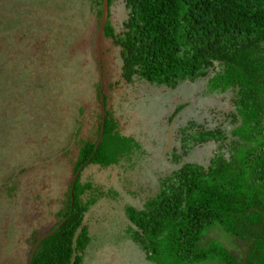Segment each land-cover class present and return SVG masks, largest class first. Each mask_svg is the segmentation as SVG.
I'll return each mask as SVG.
<instances>
[{"label": "trees", "instance_id": "16d2710c", "mask_svg": "<svg viewBox=\"0 0 264 264\" xmlns=\"http://www.w3.org/2000/svg\"><path fill=\"white\" fill-rule=\"evenodd\" d=\"M110 1L99 40L104 37L118 48L119 75L125 82L144 79L174 87L210 73L214 89L234 92L229 126L173 123L171 146L179 151L171 161H181L190 148L207 141L216 147L206 163L183 161L157 178V191L141 206L126 207L127 234L154 264H264V0H123L126 16L117 28L106 19ZM87 2L94 41L103 0ZM17 26L22 35L32 36L30 25ZM34 40L33 47L17 46L22 59L12 54L0 60V125L5 111L12 121L6 136L0 130V161L16 137L24 145L31 139L32 146L24 151L32 147L33 157L40 160L54 161L70 146L76 150L72 176L53 211L56 221L27 237V264H82L89 239L84 216L105 193L81 172L91 164L99 169L126 164L128 139L106 103L97 59V77L91 82L95 124L82 136L83 65L59 57L42 60L39 48H51L38 37ZM100 94L104 122L96 145L102 123ZM177 110L167 116L165 132ZM3 184L9 188L7 181ZM213 226L229 235L233 247L216 239L203 241Z\"/></svg>", "mask_w": 264, "mask_h": 264}, {"label": "rangeland", "instance_id": "374dc122", "mask_svg": "<svg viewBox=\"0 0 264 264\" xmlns=\"http://www.w3.org/2000/svg\"><path fill=\"white\" fill-rule=\"evenodd\" d=\"M125 16L123 0L109 2L106 19L110 26L117 28ZM91 17L87 0H0V60L11 58L12 54L22 59V54L17 55V46L32 43L33 47L38 37L46 48H51L48 51L39 48L42 60L59 57L79 60L83 65L82 136L95 124L97 112L92 85L97 77L94 65L97 55L93 49ZM20 23L34 29L31 37L22 35L16 27ZM99 60L106 103L122 123L120 132L127 137L129 147L126 164L111 169L91 164L81 172L101 184L105 193L84 216L89 239L82 251V264H154L126 232L130 225L126 207L141 206L157 191V178L183 161L206 163L216 147L213 141H207L190 148L181 161H171L179 148L172 145L166 149V118L178 109L172 116L176 124L194 121L208 127L217 124L227 127V114L235 111L231 101L234 92L214 89L210 73L174 87L144 79L125 82L119 75L118 48L104 37L99 40ZM11 125L5 111L4 123L0 125L2 136H6ZM8 143L7 156L0 161V264H27V237L32 232L42 233L56 221L53 211L61 204L72 176L71 160L76 150L70 146L69 152L61 151L54 161L40 160L33 157L32 147L29 152L24 151V147L32 146L31 139L28 146L18 137ZM4 180L9 188L4 186ZM209 239L233 247L229 235L218 226L205 233L203 241Z\"/></svg>", "mask_w": 264, "mask_h": 264}, {"label": "water", "instance_id": "95a60500", "mask_svg": "<svg viewBox=\"0 0 264 264\" xmlns=\"http://www.w3.org/2000/svg\"><path fill=\"white\" fill-rule=\"evenodd\" d=\"M105 11H106V0H103V12H102V15H101V18H100V22H99L98 28L96 30L95 39H94V45H95V50H96V55H97V68H98V72L100 74V77H101V72H100L101 70H100V60H99V34H100L101 27H102ZM100 99H101V102H102V119H101L102 123H101L99 135H98L97 140H96V145L100 142L102 134H103L104 104H103V96H102V94H100ZM174 119L175 118L172 117V119L170 120V122L168 124V127H167V146H166V149H168L171 146V143H172V127H173ZM80 167L81 166H79L77 168V170L75 171V173L73 174L72 183L74 182L75 178L77 177V174H78V172L80 170ZM70 190H72V184L70 186ZM51 231L52 230H50V232Z\"/></svg>", "mask_w": 264, "mask_h": 264}]
</instances>
